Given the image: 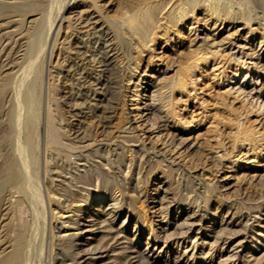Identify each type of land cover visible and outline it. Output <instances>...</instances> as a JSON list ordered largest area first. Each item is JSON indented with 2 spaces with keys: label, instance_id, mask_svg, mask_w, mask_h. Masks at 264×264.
I'll return each instance as SVG.
<instances>
[{
  "label": "rangeland",
  "instance_id": "rangeland-1",
  "mask_svg": "<svg viewBox=\"0 0 264 264\" xmlns=\"http://www.w3.org/2000/svg\"><path fill=\"white\" fill-rule=\"evenodd\" d=\"M77 1L69 0L68 5H74ZM177 1L168 0V2H171V4L168 3L163 11L159 13L161 17L158 16V21L160 22L158 23L157 21L158 24L156 23V26H158V28H156L155 26V34L153 33V37L152 34L150 36V38H154L153 42L150 39V41H147L146 44H148V47L145 45L144 50L142 51L143 55L142 59L140 60V67L137 70V73H135V76L132 77L131 81H126L127 83L125 87V95L127 103L125 105V115L128 116L127 118L129 123H127L124 128H120L118 117H114L113 122L108 129V131L110 130L109 132H111L110 136L113 137L115 141H113L110 145L112 153H109V158H112L109 159V165L107 164V167L106 165L104 166V172L108 175V177L110 176L109 179L112 182V184L111 182H109L108 185L112 188L110 190L111 193L108 191L106 197L110 198V200L115 203L120 196V201L122 197V195L120 194V186H127L125 188H127V191L131 193V197L133 196L132 198L135 205H137L136 207L139 208L140 211L143 208V211L145 210V217H141L140 231L142 232V234H138L139 228L136 226L135 220L133 221V219L136 218V214L133 212L132 214L130 213L128 217H126L129 211L125 210L116 219H114L113 222L116 229H124V231L120 234L121 239L119 241L110 238L102 239L103 231L101 230L103 229L100 228L96 231L97 234L95 235V237L88 232H84L82 233V235L75 238V236L73 235L77 233L79 234V232L83 230V227L85 226L84 224H87L86 220H89V215L93 210V205L91 203L95 199V197H91L88 199L89 202L86 203L84 202V200H80L81 197H85V194H89L86 190L83 191L84 189H80V186H83L84 184L86 186L89 185L87 187L84 185V187L88 188V190H90V194H94V196H96L97 198L101 189L100 176L98 175L97 170H88L87 173L84 172L79 174L78 170L75 171V167L72 166V168L70 167L66 171L62 172V176H60V178H57L51 171H49L48 173L46 172L47 162L49 166V164H54L56 160L50 155V153L48 154V152L44 150V147H42L39 157V179L40 188L42 190V193L44 194L46 201L47 225L44 231V233L46 234L44 239L45 248H43L44 253L42 256L43 261L41 262V264H51L54 256V259L56 257H63V255L65 256L68 242L65 243V241L62 238H59L58 235L74 237L77 243H81L83 241V236L86 238L88 237L94 243L102 240L104 244H107V247L104 251L98 254L100 255L98 257V264H114L115 261L113 256L116 255L119 251L123 252V254L120 253L121 258H125L123 255L129 253L131 251V248L133 247V244L135 243L136 248L143 251L144 255L148 258H151L155 262V264H222L219 253H217L215 257H212L209 254H202L204 256L203 257L200 250H198V254L195 258L191 259L189 257L191 256L192 252H190L186 257L180 256L185 248V242H183L182 245L179 246L175 241H171L168 238L167 234L174 232L175 228L171 227V223L167 224V218L164 217L163 207L165 205V200L172 201V210L170 213V218L172 220H178L181 218V221H183L189 215L198 216L199 214H201L200 216H198L200 220L199 224L196 225V228L194 230V236L199 234L200 237L202 233L197 232H201L203 228H207V232H210L215 227L219 228V224L222 222L223 224L225 222H232L234 229L240 231L236 238L244 239V242L240 246H238L237 251L240 259H238L236 263H251L256 260H258V263L260 264L264 263V249H262L264 248V236L259 238V241L261 243H257L252 238L255 227L260 224V222L264 223V201L262 202V200H264V108L258 109L256 101L252 97V95L246 96L244 93L241 94L239 91H236L232 88L233 85L229 84L231 77L239 70L240 67L239 62L234 58L236 45H238L239 43L248 42V46H251L252 48L257 50L256 52L258 55L256 54V56L252 60L248 58L247 61H253L256 65L259 66L260 64L262 65L264 63V7L259 2H257V0H252L251 2L250 0H243L247 2H243V4H246V7L245 5L241 4V0H233L231 2L232 6L234 7L231 8V15L232 17H236L234 19L226 18L222 20V18L225 16H221L222 18L220 17L221 19L219 18L218 20L216 14H210V12H208L207 10L205 11V8L201 6L198 7V9L195 11L193 18L191 17L186 21L179 22L178 25L172 27V30H169L166 35L164 34L166 32V29L164 28H166L167 26V18L165 17V14L170 7L177 5L175 4L178 3ZM229 1L227 0L226 3H228ZM237 1L238 3L241 2L239 5L240 9L241 6L243 8L250 7V11L249 9H246V14H248V12L252 16H255L257 14L255 20L248 22L243 18L241 13H238L241 12L243 8L239 10V6L236 4L234 5V3H237ZM164 2H167V0ZM231 2L228 4L231 5ZM103 3H105V1L102 2V4ZM106 3H110L112 7L114 6V8L109 12L110 15H112L111 17H113V19L116 18V23L121 27L123 22L121 15L123 13V10H125V4L138 5L141 3V0H106ZM172 3H174V5ZM116 8L121 9L122 12L120 13L121 10L119 11L118 9L116 11ZM74 10L76 11V7L74 8ZM113 10L116 14L112 13ZM105 14L109 13L105 12ZM40 15L41 14L37 13L28 15L24 23L28 24L29 22V24H24L22 29L27 30V27L33 24V20H35L37 16L40 17ZM118 16L120 17L117 18ZM120 19H122V21H120ZM1 22L2 20H0V23ZM66 23L67 22H65V24ZM12 27L16 30L15 26ZM12 27L8 28V30H11ZM252 27L256 30V33L250 32V28ZM63 31H61V34L59 36V39L61 40L59 41L61 42V44L54 48L52 57L50 58L49 56L46 62L47 82L50 79V71L53 73L56 72L59 63H61L63 60L62 56L64 55V51L62 49V43L65 41V38L63 37H66V34L70 32V30L65 27ZM128 34H130V37ZM123 35V38L126 37L124 39L126 45L129 44V50L128 46H126L127 48L125 47L126 61L124 60V64L128 66L129 63H131L132 65L133 59L136 60V56L138 58L139 55H137L138 53L134 55L136 52L133 46L135 47V45L132 46V44H136L134 43L136 37H132L131 33H127L128 36H126V34L124 33ZM20 36L21 35H19L18 37L16 36V38L20 39ZM157 36L160 37L159 40L156 38ZM204 36L210 37V40L216 42L215 44H218L220 38L221 44H223H219L218 47H213L214 51L213 49L211 51H209V49H206V52L209 51L207 54L205 53L204 49L202 51L201 49H198V47L201 46L203 39L205 38ZM211 37L213 39H211ZM7 43L8 40H5L3 44L7 45ZM216 50L217 53H215ZM129 51L131 54L133 53V56H135L131 60L132 62L128 61L129 58L132 57L130 53V55L127 54V52ZM248 51L252 52L253 50ZM203 52L206 54V56L202 54ZM16 56H19V60H21V54H17L15 55V57ZM204 57H206V59ZM136 62H138V59ZM133 67L134 66L132 65V68ZM125 71L127 72V70ZM250 73H252L255 78L258 77L256 72L254 71V68L250 71ZM158 77H165L164 79L172 77V84L174 85L175 83L174 87L173 85L172 87H170V90H168L167 88L162 89L163 91H169V93L172 94H170V101H167L168 106L166 107L172 108V110L169 108L171 111V114H169L168 116L169 126L164 128L157 126L158 123L155 115L152 114L151 116L149 111L145 109L146 104L148 103V93H146V90L152 83L153 79ZM261 81L264 82V77H261L259 83H256L258 90L262 87V85H260ZM9 105L10 104L8 102L0 116V164L3 163L4 158L12 150V148H10L12 146L8 142L10 140V137L8 138V136L12 135V130H8L11 128L9 126L10 124L8 123V119L10 117L9 111L12 110L11 106ZM66 113V116L71 118L72 113ZM24 117L25 116L23 113V122L25 120ZM248 127L251 131L254 132L255 138H252V144L251 142H248L245 145H243L242 143L240 144L235 135H241ZM18 129L16 128L13 136L15 137L14 143L16 145V151V147H18L17 145H23L22 150L18 152V155L20 156V154L23 155L24 153H26V151L30 149L31 145L29 147L28 142L25 140L27 129L24 127V124H21L20 128ZM25 131V135L24 133L22 134V132ZM122 133H126L125 139L121 138L123 136ZM120 134H122L121 137H119ZM22 136L26 142L22 139ZM128 136L130 137V140H127ZM179 136H182L185 139L184 145H180L178 143V138H180ZM19 139L22 140V143ZM131 140H133V142H131ZM120 144H122L123 146L121 147ZM94 146L95 145H93L92 147ZM254 146L256 149L251 150V148ZM139 149H141V151H139ZM146 150L149 155L146 153L145 157L140 159L141 156H139V154L142 151H144L145 153ZM118 151L122 153V164L120 166H117L116 164H118V162L114 161V159L116 158L115 153H117ZM259 152L262 154L261 156ZM74 153L75 154H73V158H76L79 152L75 151ZM223 154L225 155V158H223ZM238 156H243L240 162L241 164L235 166V164L231 163L230 159H236V157ZM160 158L164 161L161 162V160H159ZM92 160H97V158H92ZM98 160H100V158H98ZM167 164H170L171 166L169 167ZM162 166H165L166 169ZM166 166L170 168V172L172 171L171 173H168V175H172H166L168 170ZM176 167H178V171L176 170L175 173L174 170L177 169ZM134 170L136 171L134 172ZM67 171L71 174H68ZM73 174L76 176H74ZM114 174H116V176ZM184 174L190 175L193 183H195V187H193L194 189L186 188V183H184L186 182V180H184L182 177ZM51 175L54 177H52ZM74 177H76V179L77 177H79L77 179L79 183ZM121 178L122 183L119 180ZM58 179H63L65 183L64 188H66L65 190L59 188L56 185L59 182ZM66 180H68L70 184ZM84 180L86 181V183ZM123 182H125V184ZM171 183L173 184L171 185ZM198 183L200 184L199 186L196 185ZM135 184H140L138 187L140 191L131 189ZM177 184H179L180 186L185 185V188L183 187L184 189L182 190V193L184 192L182 196L177 193V189L179 187ZM207 184H209V186H212L213 190L215 189L214 191H211V193L214 192L213 194L208 193V195L210 194L217 198L212 200V202L205 208L204 198H198V193L196 192H198L199 190L203 191V187L201 186ZM69 185L71 186L69 187ZM8 187H6V190H4L2 194H0V249L4 248L7 239L13 238L15 234V232L13 231V229L16 227L15 224L24 223L26 225L25 232L27 238H30L29 240H32L33 242L35 241L33 245L27 247L30 248L32 254L34 253L33 246H35V244L38 242L36 241V239L39 240V237H36L35 233L33 232V207L29 203L28 199L23 196V193V195L21 193H15V191L17 190L15 189L16 187ZM75 188L78 190H76ZM9 191L11 192V194ZM72 191L74 192V194H72ZM12 193L14 195H12ZM69 193H71L72 195ZM79 194L82 196H80ZM10 195H12V197ZM15 198L23 199V204H19L16 210H13L11 204L9 203V200ZM218 198H221V200H219V203L217 200ZM75 219H77V222L81 223L79 227L77 223H75ZM247 220L248 222H246ZM150 222L152 223L151 230L149 227ZM246 223L247 225H245ZM137 229L138 231L136 232ZM226 235L227 233H225V236ZM226 240L227 242L223 243ZM147 242L150 243L148 244ZM229 242V239L220 241L219 248L225 245V250ZM7 244L8 243H6V246ZM207 245L208 246L206 250L211 247L209 243ZM31 247H33V249ZM115 247H118V249L120 250H113L116 249ZM76 250L78 249H72L71 254ZM69 257L70 258H66L65 260L67 264H72L74 262V260L72 259L73 257L72 255H70ZM124 261L125 259H123V262ZM53 262H55V260Z\"/></svg>",
  "mask_w": 264,
  "mask_h": 264
},
{
  "label": "bare ground",
  "instance_id": "bare-ground-1",
  "mask_svg": "<svg viewBox=\"0 0 264 264\" xmlns=\"http://www.w3.org/2000/svg\"><path fill=\"white\" fill-rule=\"evenodd\" d=\"M68 1L69 0H0V20H2V22L0 23V116L8 102L10 104L9 106H11L12 109H10L11 111H9V122L7 121L10 124L8 125L11 127L8 130H12V135L8 136V138L10 137V140H7L11 144L12 147L10 148H12V150L10 152L8 151L9 153L7 152L8 155L6 154L7 156L4 158L3 163L0 164V194H2V192L6 190L5 188L8 186L16 187L15 189L17 190L15 191V193L17 192L24 194L22 195L28 199L29 203L33 207V232L35 233L36 237H39V240L36 239V241L38 242L35 244V246H33L34 253L31 254L32 251H30V248L27 247L33 245L35 241L33 242L32 240H29L30 238H27L25 232L26 225L24 223H16V227L13 229V231L15 232L13 238L7 239V246L5 243V246L3 245L4 248L0 249V264H41V262L43 261L42 256L44 253L43 248H45L44 239L46 234L44 233V231L47 225V207L44 194L42 193V190L40 188L39 179V157L42 147H44V150L48 152V154L50 153V155L55 158L57 162H55L54 164H52V162V165L49 164V166L47 162L46 172L48 173L49 171H51L57 178H60V176H62V172L66 171L70 167L72 168V166L75 167V171L78 170L79 174L84 172L87 173L88 170H97L98 175L100 176L101 189L97 198L96 196H94V194H90V190L86 188L89 185L86 186L84 184L86 187H84V185L80 186V189H84L83 191L86 190L87 193H89L87 195L85 194V197H81L80 200H84V202L86 203L89 202L88 199L91 197H95V199L91 203L93 205V210L92 213L89 215V220H86L87 224H84L85 226L83 227V230L79 232V234L77 233L73 235L75 236V238L79 237L84 232H88L89 234H92L95 237V235L97 234L96 231L100 228L103 229L101 230L103 231L102 239L110 238L119 241L121 239L120 234L124 231V229H116L113 222L114 219H116L125 210L129 211L126 217H128L129 214H132L133 212L136 214V218L133 219V221L135 220L136 226L139 228L138 234H142V232L140 231L141 217L145 215V210L143 211V208L140 211V209L136 207L137 205H135L134 203V200L132 198L133 196L131 197V193H129V191H127V188H125L127 186H120V194L122 195L120 201V196L115 203L110 200V198L106 197L108 191L110 192L112 188L108 186L109 182L111 181L109 179L110 176L108 177V175L104 172V166L106 165L107 167V164L109 165V159L112 158H109V153H112L110 145L113 141H115V139L110 136L111 132H109L110 130L108 131V129L111 123L113 122L114 117H118L120 128H124V126L129 123L127 118L128 116L125 115V105L127 103L125 95V87L127 83L126 81H131L132 77L135 76V73H137V70L140 67V60L142 59L143 55L142 51L144 50L145 45H148L146 44L147 41L150 39L153 42L154 38L152 39L150 38V36L152 34L153 37L156 23L159 20L158 16H160L159 13L163 11V9L167 6L168 3L171 4V2H168V0L167 2H164L166 0H141V3L138 5L125 4V10H123L122 15L120 14L123 19L122 26L120 27L115 21L116 18L113 19V17H111L112 15H110L109 12L111 9L114 8V6L112 7L110 3L107 4L106 0H76V6L74 4L71 5L72 7L68 5ZM104 1L105 3L102 4V2ZM231 1L233 0H230L228 3H230ZM241 1L242 3H240L242 5H245L246 7V4H243V2H247L243 0ZM251 1L252 0H250V2ZM177 2L178 3L174 2L175 4H177L175 6H173L174 3H172L173 7H170L168 11H166V16L164 15L167 18V26L165 25L166 28H164L166 29V32L164 33L166 35L168 31L172 30V27L177 26L179 22L186 21L191 17L193 18L195 11L198 9V7L201 6L205 8V11L207 10L208 12H210V14H216L218 20L221 16H225L223 18L221 17L222 20L226 18L234 19L236 17L234 15V17H232L231 8L234 6H232V2L231 5L226 3L227 0H179ZM257 2H259L264 7V0H257ZM237 3H234V5L236 4L239 6L240 3ZM75 7L76 11L74 10ZM242 8L243 7L241 6V9ZM117 9L119 11L121 10L119 8H116L115 10L117 11ZM241 9L239 6V10ZM246 9H249L250 11V7H248L243 8L241 12H238L239 10L237 12L239 14L241 13L243 18L248 22L255 20L257 14L255 16L250 15L249 12L248 14H246ZM105 12L109 14H105ZM121 12L122 10L120 11V13ZM34 13L41 15L40 17L37 16L38 18L36 17L35 20H33L32 25L30 23L31 26L27 27V30L22 29L23 25L26 24L24 22L26 21L27 16ZM112 13L114 14L115 11L113 10ZM119 17L120 16H118L117 18ZM122 19H120V21H122ZM65 22H67V25L65 24ZM159 22L160 21H158V23ZM12 26H15L16 30L13 29ZM10 27H12L11 30H8V28ZM65 27L69 29L70 32L66 34V37H63L65 38V41L62 43V49L64 51V55L62 56L63 60L61 63H59L56 72H54L55 74L50 71V79L47 82L46 62L49 56L50 58L52 57L54 48L61 44L59 36L61 34V31H63ZM156 28H158V26H156ZM250 32L256 33V30L252 27L250 28ZM123 33L126 34V36L129 35V37L130 34L127 35V33H131L132 37H136L134 42L136 44H131L132 46L135 45V47L133 46L136 52H134V55L138 53V58L136 56V60L133 59L135 57L133 56V53L131 54L130 51L127 52V54L130 53L132 55V57L129 58V54V60H127L129 62H132L131 60L133 59V68L131 63H129L128 66L124 64V60L126 61V46H128L129 44L126 45V42L124 41L126 37L123 38ZM19 35H21L20 39L16 38V36L18 37ZM207 37L203 39V44L200 41L201 46H199L198 49H201V51L204 49L205 53L208 54V52L211 51L213 47H218V45L221 44V41L219 38V42L217 41L218 44H215V41L213 42V40H210V37ZM156 38L159 40L160 37L157 36ZM211 39L213 38L211 37ZM5 40H8L7 45L3 44ZM206 49H209V51L206 52ZM248 50L253 51L250 52ZM254 50V48L248 46V42H241L236 45L234 58L236 61L239 62L240 67L239 70L231 77L229 84L233 85L232 88L236 91H239L241 94L244 93L246 96L252 95V97L256 101L258 109H260L264 108V82H260V85H262V87L259 90L257 89L256 83H259L261 77H264V63L262 65L260 64L259 66L256 65L253 61H247L248 58L252 60L256 56L257 50ZM205 53L203 52L202 54L206 56ZM215 53H217V50ZM17 54H21V60H19V56L15 57V55ZM204 58L206 59V57ZM137 59L138 62H136ZM253 68L256 74L258 75L257 78L253 76V72L250 73ZM125 70H127V72ZM172 77L166 79H164L165 77L155 78L153 79L149 87H146V93H148V103L146 104L145 109L149 111L151 116L152 114L155 115L158 123L157 126L163 128L169 126L168 116L169 114H171L170 109L172 110V108L170 107V109L166 108L168 106L167 101L170 99L169 97L171 94L168 90H170V87H172L173 85L172 81L174 77ZM164 88H167L168 90L166 91L168 92L163 91L162 89ZM66 112L72 113V116L70 115L71 118L66 116ZM23 113L25 116L24 122L22 120ZM21 124H24V127L27 129V134L25 135L26 131L22 132V134L24 133L25 140L28 142L29 147L30 145L31 147L29 150L26 149L27 151L25 150L26 153H24L23 155L19 153L21 156L20 157L18 155V152L22 150L23 145H17V151L15 150L16 145L14 143L15 137L13 136V134L16 131V128H20ZM252 132L253 131H251L248 127L241 135L237 133L238 135H235V137L238 142H240V144L242 143L243 145H245L248 142H251L252 138H255L254 132ZM122 134L123 136L121 137ZM122 134H120L119 137L125 139V134ZM23 136L22 139L24 140ZM181 137L178 138V143L180 145H184L185 139ZM128 138L127 140H130L129 136ZM131 142H133V140H131ZM93 145L95 146L92 147ZM120 145L121 147L123 146L122 144ZM252 149H256L255 146L252 147L251 150ZM75 151H78L79 154L76 158L74 157V159L73 154H75ZM139 151H141V149H139ZM118 152H114L116 156L114 161L118 162V164H116L117 166H120L122 164V153ZM146 153L147 150L145 153L144 151H142L139 154V156H141L140 159L145 157ZM261 155L262 154L260 153V156ZM242 157L238 156L236 157V159H230L231 163L235 164V166H238L239 164H241L240 162L242 160ZM92 158H97V160H92ZM98 158H100V160H98ZM223 158H225V155L223 156ZM159 160H161V158ZM162 161L164 160L162 159L161 162ZM168 166L170 167L171 165L169 164ZM163 168H165V166ZM176 168L177 169L175 170L172 169L175 171V173L176 170L178 171V167ZM135 171L136 170H134V172ZM171 172L170 168H168L167 173H165L166 175H168V173ZM185 174L182 177L184 180H186V182H184L186 183V188L192 189L193 187H195V183H193V180L190 178V175ZM114 175L116 176V174ZM74 178L76 179V177ZM78 178L79 177H77V179ZM63 179H58L59 182L56 185L59 188L65 190L66 188H64L65 183ZM119 180L121 182L122 178ZM77 182L79 183L78 180ZM123 183L125 184V182ZM172 184L173 183H171V185ZM139 185L140 184H135L131 189L135 191L139 190ZM177 185L179 186L177 189V193L182 196L184 193H182V190L185 188V185ZM196 185L199 186L200 184L198 183ZM70 186L71 185H69V187ZM201 187H203V191L199 190L198 192H196L198 193V195H196L198 196V198H204V204L206 208V206H208L212 202V200L216 199L217 197L212 196L210 194L208 195V193H211V191L213 190L212 186H209V184L202 185ZM72 194H74V192ZM12 195L14 194L12 193ZM12 195L10 196L12 197ZM217 200L219 203V200H221V198H218ZM263 201L264 200H262V202ZM9 203L11 204L13 210H16L19 204H23V199H10ZM163 210L164 217L167 218V224L171 223V227L175 228L174 232L167 234L169 240L175 241L179 246L182 245L183 242H185V248L180 256L186 257L190 252H192L191 256H189L192 259L196 257V255L198 254V250H200L201 255L209 254L212 257H215L217 253H219V257L221 258L222 264H239L236 263L237 260L240 259L238 256L237 249L238 246H240L244 242V239L236 238L240 231L234 229L232 222H225L224 224L222 222L219 224V228L215 227L210 232H207V228H203L201 232H197L202 233V235L199 237V234L194 236V230L196 228V225L199 224L200 218H198V216H200L201 214H199L198 216L189 215L183 221H181V218L178 220H172L170 218V213L172 210V201L168 200H165ZM246 222H248V220ZM75 223H77L78 227L81 224L80 222H77V219H75ZM245 225H247V223ZM149 227L151 230V222L149 223ZM137 231L138 229L136 230V232ZM225 233H227L226 236ZM253 233L254 234L252 238L257 243H261L259 241V238L264 236V223L260 222V224L255 227ZM58 236L59 238H62L65 243L68 242L67 251L65 253V256L63 255V257L60 255L61 257H56L54 259V256L51 261V264H67L65 259L70 258V255H72V259L74 260L72 264H98V257L100 256L98 254L104 251L107 247V244H104L102 240H96L97 243H94L88 237L86 238L83 236V241L81 243H77L74 237H66L63 235ZM224 239L230 240L225 250V245L219 248L220 241ZM226 242L227 240L223 243ZM147 243L149 244L150 242ZM208 243L211 245V247L206 250ZM135 244H133V247L131 248V251L129 253L123 255L125 257L123 258L125 259L124 262L120 256V253L123 254V252L119 251L116 255H114V264H155V262L151 258H148L144 255L143 251L137 249ZM33 247L31 248L33 249ZM212 247L215 249H213ZM72 249L78 250L74 251L71 254ZM113 250L116 251L120 249H118L117 247ZM54 260L55 262H53ZM258 262L259 261L256 260L251 263L249 262L242 264H260Z\"/></svg>",
  "mask_w": 264,
  "mask_h": 264
}]
</instances>
